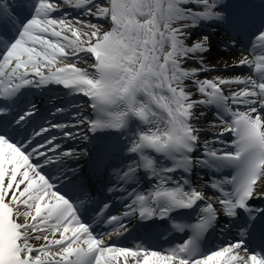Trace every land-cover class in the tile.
I'll list each match as a JSON object with an SVG mask.
<instances>
[{
    "label": "snow or ice",
    "instance_id": "6c2138e0",
    "mask_svg": "<svg viewBox=\"0 0 264 264\" xmlns=\"http://www.w3.org/2000/svg\"><path fill=\"white\" fill-rule=\"evenodd\" d=\"M202 24L251 34L247 55L224 66L247 76L200 79L215 71L204 60L209 37L188 43ZM228 39L226 49L239 43ZM81 53L88 68L76 66ZM0 82V264H264V251L248 247L264 246V209L250 203L264 199V0H0ZM49 84L86 102L66 120L54 107L37 123L39 106L19 100ZM202 105L220 121L211 140L201 141L193 123ZM106 132L123 141L119 164L109 163L115 144L89 150ZM197 168L208 175L194 185ZM100 174L112 182L107 192L127 193L123 210L113 213L88 190ZM141 178L148 187L128 191ZM196 207L195 223L173 224L188 238L166 250L145 237L134 246L111 239L137 228L150 235L174 210ZM217 227L235 228L238 238L203 251Z\"/></svg>",
    "mask_w": 264,
    "mask_h": 264
},
{
    "label": "bare ground",
    "instance_id": "6f19581e",
    "mask_svg": "<svg viewBox=\"0 0 264 264\" xmlns=\"http://www.w3.org/2000/svg\"><path fill=\"white\" fill-rule=\"evenodd\" d=\"M85 19H89L88 17H85ZM92 22H96L95 17L91 18ZM103 26L107 29L108 24L104 23ZM214 27V28H213ZM204 29L206 33H197V31ZM225 30H227V27H223V25H201L200 27L196 29H190L189 31L192 32V36L188 40L189 45L193 42H199L204 35H207L209 37V45L210 49L207 53L204 54V60L206 63V66L210 68H214L215 71L202 74L200 76V79H213L216 76H224V77H235L240 76L241 78L247 76L245 74L246 68H231L229 67L227 70L225 69V64L232 65L236 61H238L242 55H247L246 52H238L233 51L231 48H225L224 44L225 42H228V39L225 35ZM195 34V35H194ZM81 56L83 59L80 60L76 66H79L80 68H88L89 63L91 62L90 58L85 56V54L81 53ZM71 62V61H69ZM187 67H195L194 64H188ZM189 88L192 89V85L189 82ZM233 89H236L238 86L233 84L231 86ZM241 87V86H239ZM54 94H50L49 96V103H56L59 107H65L68 108L66 111V115L62 116L60 120H64L67 116V112L71 109L70 106L73 104H70V106H67V103H59L61 101L62 94L60 92H57L56 89H54ZM225 91L227 93L228 88L225 86ZM195 98H200L198 95ZM86 101V100H85ZM81 99H79V103L85 102ZM88 109H86V112ZM196 116L199 118V122L197 123L195 120L193 121L194 126L198 127L201 130V141L205 139L211 140V133H217L221 131L219 128H212L210 125L212 123H220V121L209 111L201 109L198 107L195 109ZM203 113V115H202ZM133 127H135V124H133ZM205 133H208L209 135H205ZM115 145L118 146V150L115 152L114 156L117 155L120 159H122L124 156L122 155V152L119 150V146H122L123 141L120 137V134L113 139ZM216 147H219V145H216ZM127 159V158H126ZM86 172V171H85ZM208 170L204 168H197L192 173V183L198 184L200 183L202 179H207ZM67 186H65V191ZM205 195L212 196L213 192L211 189H205ZM119 199H124V196H119ZM121 201V200H119ZM217 211L220 212L219 206H217ZM220 219H225L224 217H221Z\"/></svg>",
    "mask_w": 264,
    "mask_h": 264
},
{
    "label": "rangeland",
    "instance_id": "374dc122",
    "mask_svg": "<svg viewBox=\"0 0 264 264\" xmlns=\"http://www.w3.org/2000/svg\"><path fill=\"white\" fill-rule=\"evenodd\" d=\"M198 32H199V31H197L195 34H197ZM195 34H194V35H195Z\"/></svg>",
    "mask_w": 264,
    "mask_h": 264
}]
</instances>
